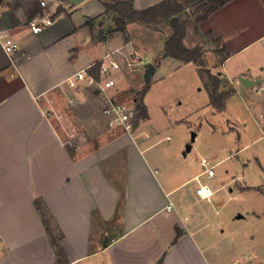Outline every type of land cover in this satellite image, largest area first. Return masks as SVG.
<instances>
[{
  "label": "crops",
  "instance_id": "crops-1",
  "mask_svg": "<svg viewBox=\"0 0 264 264\" xmlns=\"http://www.w3.org/2000/svg\"><path fill=\"white\" fill-rule=\"evenodd\" d=\"M161 1L134 0V6L144 9ZM106 16L103 0L0 1V264H57L37 199L60 236L65 264H233L247 251L219 236L225 229H216L219 210L211 207L218 188L209 185L210 198L196 192L197 177H215L204 174L202 160L214 168L220 162L210 164L203 156L199 171L166 153L160 144L172 137L149 123L147 94L146 116L126 132L108 124L103 91L67 82L98 61L109 65L105 57L110 54L121 68L104 76L116 79L119 89L108 92L119 98L120 70L136 68L129 66L139 62L135 56L142 61L138 66L154 63L151 81L171 58L161 55L171 31L157 26L131 22L129 40L121 31L100 40L113 26ZM41 18L50 22L34 32L29 23ZM133 26L140 27L135 29L139 35ZM198 31L222 43L213 53L222 88L229 92L221 110L229 129L241 121L244 136L250 128L264 139V91L258 90L264 82V0H226L198 24ZM153 33H159L158 51L150 44ZM6 38L18 49L8 52ZM241 77L260 82L244 85ZM256 140H243L241 149ZM232 179L227 182L231 190L261 186ZM251 215L253 224L264 225V208Z\"/></svg>",
  "mask_w": 264,
  "mask_h": 264
},
{
  "label": "rangeland",
  "instance_id": "rangeland-1",
  "mask_svg": "<svg viewBox=\"0 0 264 264\" xmlns=\"http://www.w3.org/2000/svg\"><path fill=\"white\" fill-rule=\"evenodd\" d=\"M197 14L195 7L187 8V12L182 13L184 18L190 19L185 42L189 47L201 45L206 67L211 72L217 73L221 66L218 61L216 63L217 56L213 52L218 51L222 43L196 32ZM107 15L112 18L111 14ZM155 26L163 33L171 30L166 23ZM136 28L140 27L133 26V30ZM138 33H141V30H135V34L139 35ZM154 35L155 38L150 44L155 51H158L156 36L159 33H153L151 36ZM135 67L133 70L128 68L120 70L124 84L119 99L136 100L138 92L149 85V91L146 93L149 105L148 121L161 131H167L172 137L170 141L161 142L160 147L164 148L166 153L172 152L180 156L181 159L189 162L193 169L199 171L202 170L200 160L203 156L209 159L210 164L220 162L215 165V177L212 181L201 178L202 183L207 182L218 188L211 207L213 211L219 210L218 217L214 219L216 223L219 222L216 229L218 231L225 229L223 235L219 236L226 241L231 240L232 244L240 242L242 250L247 251L246 256L235 258L233 264H264V225H255L251 221V211L264 208V139L258 138L261 136L260 132L249 128L248 136H244L241 121L237 123L234 131L229 129L225 114L210 103L209 91L197 63L184 62L171 57L166 64L157 69L150 84H146L144 77L146 66ZM239 132L243 135V139H238ZM193 133L196 134L194 142ZM254 139H257L254 143L241 149L245 140ZM190 142L195 146L187 156H183ZM231 179L237 181L236 184L261 186L260 189L244 190L232 186L233 190H231L230 184L227 183ZM238 214H243L244 217L236 220Z\"/></svg>",
  "mask_w": 264,
  "mask_h": 264
},
{
  "label": "trees",
  "instance_id": "trees-1",
  "mask_svg": "<svg viewBox=\"0 0 264 264\" xmlns=\"http://www.w3.org/2000/svg\"><path fill=\"white\" fill-rule=\"evenodd\" d=\"M2 1V0H0ZM106 6V14L112 15L113 26L104 32L99 39L105 40L117 31L124 32L129 40L128 24L131 22H140L147 26L166 23L170 27L171 34L166 38L165 45L161 55L163 57H173L184 62H195L199 65V72L206 82L209 91L210 103L219 111L224 110L226 98L229 94L222 87L223 79L217 73L211 72L206 67L204 59V50L201 45L189 47L186 42V36L190 23L189 17H183L182 13L187 12V8L195 7L198 11L195 22L196 32L198 24L208 18L216 9L221 7L226 0H162L161 2L144 9H136L134 0H103ZM88 25L93 29L94 20H89ZM220 42V39H215ZM101 61L96 62L90 72L97 78L101 71ZM149 85H146L138 93L136 103L139 109V116L144 117L147 114V107L144 103V97L148 92ZM36 205L42 213L43 222L50 235L51 242L55 247L57 254V264H65V253L60 244V236L55 233L51 219L45 211L42 202L37 199ZM160 260L157 264H161Z\"/></svg>",
  "mask_w": 264,
  "mask_h": 264
},
{
  "label": "built area",
  "instance_id": "built-area-1",
  "mask_svg": "<svg viewBox=\"0 0 264 264\" xmlns=\"http://www.w3.org/2000/svg\"><path fill=\"white\" fill-rule=\"evenodd\" d=\"M42 4L45 5V1H42ZM50 22V19L41 18L38 20L30 21V26L34 32H40L43 29L42 24ZM4 47L8 52H13L18 49V43L11 39L6 38L4 42ZM105 58H109L110 64L106 63L101 64V74L97 78L91 74L86 69H83L76 74L70 76L67 79V82L70 86L75 87L79 82H85L88 85L95 86L100 91H103L106 94V99L103 104L102 111L107 117L108 124L111 127H119L125 130L126 132H133L138 126L139 122L142 120V117L139 116V109L135 100L133 101H123L120 100L116 94H111L108 92L112 87H117V81L114 77L104 76V73H110V69H120L121 64L116 59H112L110 54H107ZM136 61H130L129 66L134 68L136 65L142 63L138 56L134 57ZM134 60V59H133ZM117 89H119L117 87ZM258 90L264 91V82L258 84ZM204 166V174L208 177L214 176V166H210L206 159L202 160ZM198 187L196 192L201 198H210L214 191L209 186L208 183H202V180L197 177Z\"/></svg>",
  "mask_w": 264,
  "mask_h": 264
},
{
  "label": "water",
  "instance_id": "water-1",
  "mask_svg": "<svg viewBox=\"0 0 264 264\" xmlns=\"http://www.w3.org/2000/svg\"><path fill=\"white\" fill-rule=\"evenodd\" d=\"M71 1L73 3H78V2H81L82 0H71ZM155 68L156 67L154 63L150 62L147 64L145 75H144L146 83H149L151 81L152 74L154 73ZM240 80L242 81V83H244V85H256L260 82V81H250L247 77H241ZM195 135H196L195 133L192 134V140H194ZM190 149H191V144L187 145V150H190Z\"/></svg>",
  "mask_w": 264,
  "mask_h": 264
}]
</instances>
